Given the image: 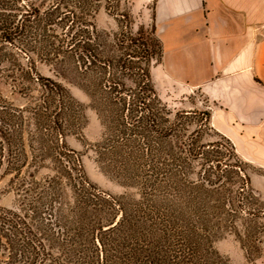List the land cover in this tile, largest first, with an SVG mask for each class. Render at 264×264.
<instances>
[{
    "label": "rangeland",
    "instance_id": "rangeland-1",
    "mask_svg": "<svg viewBox=\"0 0 264 264\" xmlns=\"http://www.w3.org/2000/svg\"><path fill=\"white\" fill-rule=\"evenodd\" d=\"M16 1L3 0L5 9L0 20V35L2 31L16 28L20 31L11 43L0 38V107H7L0 111V128L8 133L12 152L9 163L6 165L4 160L0 165V219L3 211L17 209L23 176L33 171L41 181L54 176V185L49 189L61 192L64 197L65 187L76 176H83L105 193L136 197L139 193L136 173L146 169L148 164L152 168L154 163L158 168L164 167L170 160L166 154L171 151L166 139L158 138L155 132L148 134L140 128L123 126L126 119L121 117L124 100L132 102L140 90L137 84L133 96L126 95L131 85L130 79L126 83L127 75L139 81L141 71L135 66L144 65L138 57L142 47L133 40L140 26H149L142 22L141 10H132V0H80V3L75 2L79 6L72 22L75 30L68 27V22L65 25L58 22L57 14L53 16L55 24L49 26L48 32H43L42 25L33 28L31 0H20L18 4ZM93 8H98L95 16ZM39 15V19L45 17L41 12ZM77 20L81 24L76 23ZM21 23L23 29H20ZM76 31L81 33L79 37H91L88 50L84 51L91 52L89 59L82 57L89 53L82 54L81 48V52L76 51L79 55L76 58L73 49L65 46L66 35L78 36ZM121 40L124 55L111 50V46ZM104 50L117 60L123 59L118 62L123 69L116 68V63L108 67L107 58H102ZM154 62L150 63L151 71L153 65L159 64V61ZM124 66L129 67L127 75L122 72ZM157 71L155 88L168 109L152 99L146 103L159 112L158 128L168 127L173 123L175 112L185 111L182 116L186 117L181 119L174 134L186 136L198 130L200 142L205 144L226 143L228 139L238 154L234 140L222 134L211 119L213 105L206 96L197 90L161 87ZM44 85L49 89L44 91ZM147 139L151 156L142 144ZM220 150L224 153L222 147ZM238 157L245 164L250 187L242 185L241 174L226 168L222 182L208 189L201 183L202 173L197 166L192 186L187 185V189L182 190V203L178 199L175 204L181 206L180 212L185 206L187 216H192L203 227L208 226L202 247L216 249L221 255L220 264H264V176L254 164L239 154ZM201 196L206 197L202 203L209 200L211 205L208 208L212 213L205 214L206 225L198 221ZM20 241L17 236V242ZM1 246L0 264H21Z\"/></svg>",
    "mask_w": 264,
    "mask_h": 264
},
{
    "label": "trees",
    "instance_id": "trees-1",
    "mask_svg": "<svg viewBox=\"0 0 264 264\" xmlns=\"http://www.w3.org/2000/svg\"><path fill=\"white\" fill-rule=\"evenodd\" d=\"M19 1H16L17 4ZM31 2L32 22L35 23L33 28L42 25L43 32H48L49 26L56 21L53 16L57 14L58 22L64 25L68 22V27L73 28V18L79 8L75 2L80 3V0ZM3 3V0H0V20L1 12L5 9ZM104 8L107 9L106 6ZM17 10L19 12V8H16ZM97 11L98 8H93V16ZM40 12L45 16L42 19H39ZM28 22L31 21L28 19ZM76 23H80V20ZM22 24L20 29L24 28ZM149 26H140L133 37L142 47V54L138 57L144 65L135 66L141 71L139 81L127 75L129 67L124 66L122 70L128 76L126 83L129 79L131 83L126 95L133 96L137 84L140 90L134 95L135 100L132 102L124 100L121 117L126 119L123 126L134 127V130L140 128L143 133L148 134L155 132L158 138L166 139L171 147V151L166 154L170 156L169 163L161 168L156 167L155 163L153 168L148 164L146 169H140V172L136 173L135 180L139 185L136 197L105 193L83 176H76L69 182L65 187L64 197L61 192H51L49 189L54 185V176L50 180L46 177V180L41 181L35 176V171L25 173L22 179V188L25 189L21 188L17 196V209L3 211L4 216L0 219L1 247L6 254L11 255L14 260L18 259L21 264H220L218 260L221 255L216 249L202 247L208 227L205 217L212 213L208 208L211 206L209 200L204 204L202 202L206 197H200L198 221H203L206 227L194 221L192 216H187L185 206L182 207L181 213L177 200L182 203V190L187 189V185L192 186L197 166H200L199 173H202L201 183L208 189H213L216 183L222 182L226 168H233V171L241 174L239 177L245 187H250L249 177L244 162L240 160L228 139L226 143L214 141L205 144L200 142L201 134L198 130L186 136L174 134L181 119L186 117L182 116L185 111L175 112L172 124L163 129L158 128L161 121L159 112L152 109L154 106H150L146 101H159L167 109L168 105L162 103L151 77L150 63L152 60L159 61L162 49L154 27ZM17 29L2 31L0 38L11 43L20 35ZM76 33L78 36L66 35L65 46L68 50L73 49L76 58L79 57L76 51L81 48L83 52H79L82 54L89 53L87 57H82L89 59L91 52L84 51L88 50L87 45H90L91 37H79L81 33ZM123 40L113 44L111 50L123 52L124 55ZM102 54V58H107L105 63L108 67L111 66L110 63H116V68L123 69V65L118 64L123 62V59L117 60L118 58L109 56L106 50L102 51ZM47 87L44 85V91L49 89ZM117 97L114 96V99H120ZM3 108L7 109L0 107V111ZM8 112L10 115L11 110ZM169 112L172 111L169 109ZM0 135V165L4 164V160L7 165L12 153L8 133L0 128ZM142 144L151 156L150 141H142ZM221 159L224 162H221ZM219 163H223L224 169H221L223 166ZM40 169L38 166L37 170ZM17 236L20 237V242H17ZM24 237L27 240L24 241Z\"/></svg>",
    "mask_w": 264,
    "mask_h": 264
},
{
    "label": "crops",
    "instance_id": "crops-1",
    "mask_svg": "<svg viewBox=\"0 0 264 264\" xmlns=\"http://www.w3.org/2000/svg\"><path fill=\"white\" fill-rule=\"evenodd\" d=\"M136 9L162 49L154 86L158 70L161 87L206 96L217 129L264 176V0H132Z\"/></svg>",
    "mask_w": 264,
    "mask_h": 264
}]
</instances>
